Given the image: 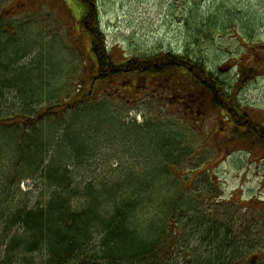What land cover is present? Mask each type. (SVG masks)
I'll use <instances>...</instances> for the list:
<instances>
[{
    "label": "rangeland",
    "instance_id": "1",
    "mask_svg": "<svg viewBox=\"0 0 264 264\" xmlns=\"http://www.w3.org/2000/svg\"><path fill=\"white\" fill-rule=\"evenodd\" d=\"M94 2L114 61L167 51L187 54L203 62L228 91L246 68H253L255 74L247 85L235 86L233 92L247 115L244 123L250 120L264 125V0ZM79 4V0H0L3 50H9L4 45L6 40L15 41L14 46L19 48L30 47L11 68L41 73L33 86L39 85L43 96L31 108L72 99L88 90L83 82L88 81L92 70L90 39L77 21ZM9 59L13 57L9 55ZM10 60L5 63L11 64ZM172 82L175 88L162 90L150 78L106 81V97L101 94L98 100L109 102L107 121L116 132L108 133L107 144L94 147L80 167L72 164L79 190L91 185L98 191L101 185L121 186L128 176L131 181L141 178L154 168L150 162L157 161L148 154L153 150L149 144L161 148L157 139L163 135L175 139V156L182 158L174 163L177 169L168 167L177 180L170 176L173 186H168L170 191L163 197H178L175 218L179 240L186 244L184 253L195 251L209 259L217 252L207 248V242L203 246L202 224H190L191 219L198 218L207 222L203 224L215 237V249L222 246L225 257L234 253L239 256L236 264H264V141L252 136L253 129L232 123L223 111L212 107L209 99L202 98V91L191 87L186 78L178 76ZM12 94L14 98L5 104V111L21 108V101L15 99V92ZM51 119L37 124L36 130L41 135L56 133L57 138L66 120ZM150 127L156 128L148 132ZM81 128L77 125L71 131L79 133ZM58 140H54L57 145ZM41 185L39 177H34L22 181L19 188L21 192L32 190L37 198ZM176 188L179 192L174 197ZM148 213L137 220L157 222L162 215L154 209ZM224 232L229 234L228 244ZM247 236L251 241L244 240Z\"/></svg>",
    "mask_w": 264,
    "mask_h": 264
},
{
    "label": "trees",
    "instance_id": "2",
    "mask_svg": "<svg viewBox=\"0 0 264 264\" xmlns=\"http://www.w3.org/2000/svg\"><path fill=\"white\" fill-rule=\"evenodd\" d=\"M79 3L77 21L90 39L92 70L88 81L83 82L88 90L82 94L78 90L80 93L72 99L31 108V104L43 96L41 87L33 86L34 79H41V73L12 69L14 60L26 54L30 47L19 48L14 46L15 41L6 40L4 45L9 48L6 52L0 37V264H236L239 256L233 253L225 257L222 246L215 249V237L205 227L207 222L198 218L191 219L190 224H202L203 246L207 242L205 246L217 252L213 258L210 252L209 259L196 255L195 251L184 253L186 244L179 240L175 218L178 197H163L164 192L170 191L167 188L173 186L170 176L176 179L168 167L176 168L174 163L182 158L175 156V139L163 135L157 139L161 148L149 144L153 150L148 154L160 162H150L152 166L155 164L151 172L134 181L128 176L121 186L101 185L96 191L87 185L79 190L80 183L75 180L77 173L72 164L80 167L94 147L107 144L108 133L116 132L111 121H107L109 102L98 97L101 94L106 97L103 95L106 81L115 82L118 77L131 81L150 78L155 87L159 84L162 90H172L176 85L172 80L182 76L191 87L201 90L202 98L209 99V104L223 111L232 123L236 121L253 129L252 136L264 141V125H255L250 120L244 123L247 115L233 92L235 86L247 85L255 70L251 67L244 73L241 70L236 85L228 91L225 83L207 70L203 62L187 54L167 51L114 61L99 25L94 0H79ZM8 60L11 64L5 63ZM37 67L41 70L40 63ZM14 92L15 99L21 101V108L5 111L4 106L12 96L14 98ZM47 119L66 120L57 138L56 133L52 138L36 130ZM77 125L82 127L80 132L71 131ZM154 128L150 127L148 132ZM55 139H59L58 145ZM76 171L82 172L81 169ZM34 177H39L42 184L37 198L33 197L32 190L21 192L19 188L22 181ZM178 192L177 189L173 196ZM152 209L162 212L159 221L137 220L150 215L148 211ZM223 235L227 242L228 232ZM249 238L244 237V240L251 241Z\"/></svg>",
    "mask_w": 264,
    "mask_h": 264
},
{
    "label": "flooded vegetation",
    "instance_id": "3",
    "mask_svg": "<svg viewBox=\"0 0 264 264\" xmlns=\"http://www.w3.org/2000/svg\"><path fill=\"white\" fill-rule=\"evenodd\" d=\"M191 110H193L192 106H191Z\"/></svg>",
    "mask_w": 264,
    "mask_h": 264
}]
</instances>
